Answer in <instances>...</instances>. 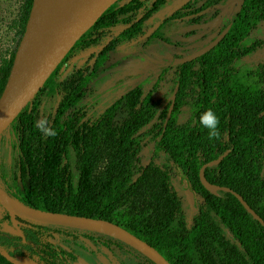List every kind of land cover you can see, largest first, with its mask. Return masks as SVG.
<instances>
[{
	"label": "trees",
	"instance_id": "obj_1",
	"mask_svg": "<svg viewBox=\"0 0 264 264\" xmlns=\"http://www.w3.org/2000/svg\"><path fill=\"white\" fill-rule=\"evenodd\" d=\"M33 2L23 0L17 47L0 62V98ZM262 23L264 0H245L232 19L227 37L182 68L183 95L165 131L163 125L155 124L140 134L152 119L142 113L133 115L132 132L115 130L108 127L109 109L100 123L87 126L81 122V86L75 87L47 118L57 131L55 137L39 131L36 122L40 118L27 107L10 127L18 144L22 184L8 186L0 180L1 188L16 201L39 210L112 221L116 204L138 191L146 175L139 154L144 141H149L154 155L163 156L164 170L157 176L152 174L156 178L148 182L143 203L158 214L149 225L120 226L147 242L171 264H206L204 259L212 264H264V226L233 194L220 191L213 195L200 180L202 167L227 153L219 165L205 170L207 180L238 193L264 220V65L253 70L237 66L244 57V44ZM62 67L44 88L54 91ZM182 108L187 109L189 119L179 124L176 117ZM208 109L219 119L218 139L210 140L208 130L199 123L201 113ZM70 111L73 118L67 121ZM73 143L80 144L84 151L81 177L75 186L71 185L68 155ZM93 155L95 162H88ZM175 164L188 175L200 198V209L193 219L188 206V214L184 213L183 190L181 198L171 187ZM92 170H98L95 177ZM139 175L143 177L135 180ZM77 231L81 230L13 219L5 211L0 220V264H50L64 255L50 241L53 235L71 236ZM110 245L108 242L105 247L112 250Z\"/></svg>",
	"mask_w": 264,
	"mask_h": 264
},
{
	"label": "rangeland",
	"instance_id": "obj_2",
	"mask_svg": "<svg viewBox=\"0 0 264 264\" xmlns=\"http://www.w3.org/2000/svg\"><path fill=\"white\" fill-rule=\"evenodd\" d=\"M205 1L195 0L193 5L195 7L198 5L197 9ZM221 1L215 0L211 7L209 5L204 6V10L208 8L213 13V16L211 18L209 17L210 13H204L201 19L205 23L201 26L198 25V21H195L193 17H189L188 10L181 11L178 14L173 24L176 32L185 36L197 33L195 40L197 43L191 46L190 51L196 50L199 46L211 40L219 31L221 25H216L215 20L225 12L233 0H227L226 3H222ZM242 1L235 0V6L240 5ZM22 3L23 0H0V62L4 57H8L10 52L17 47L19 40L18 19ZM235 11L236 8L226 12V19L229 20ZM109 19L110 16L103 21V27L109 30L107 40L115 34V30L109 26ZM212 20L215 24L207 25L208 21ZM172 31V28L169 30L161 29L152 38L147 40L146 43L132 47L126 50L127 52H117L113 57L107 59L102 58L98 60L97 46L89 48L80 45L78 49L73 51L68 62L63 65L60 75L55 82L54 91L43 88L28 106V111H33L40 119L48 118L57 110L75 87H83L84 84H87V86L82 91L80 88L81 92L79 93L80 97L88 105L92 98H95L94 96L97 97L99 93L102 96L106 95L105 90L122 76L134 71L142 72L145 68H153L154 65L152 62L146 60V57L159 58L160 60H164L166 64H169L168 60L170 57L175 56V53L173 49L160 43V39L169 40ZM90 37L92 38V35ZM87 41V38L84 39V42ZM142 50L145 52L144 55L139 54V51ZM243 51L244 57L238 62V67L244 70H253L260 65H264V23L251 32L250 39L248 43L244 44ZM173 72L174 70H170L167 74L162 75V80L157 84L156 89H154L153 99L156 101V104L153 109L155 112L150 115L152 119L142 128L140 134L147 132L153 125L164 122L165 115H159L158 112L173 90ZM104 76L107 77L103 78ZM157 77L154 76L152 82L156 83ZM89 109L90 107H87V112ZM108 114H110L108 117L109 121H107L108 127L116 130L123 123L126 124L127 122V124H131L130 106L125 101L122 103L120 109L113 113L108 111ZM188 119L189 113L187 109L182 108L176 117V122L184 124ZM83 153V148L78 143H73L68 147L72 186H75L80 180ZM139 158L146 175L144 177L143 175L135 177V180L141 176L143 177L138 185V191L128 194L126 198L116 204L114 212L111 215L112 221L105 219L104 221L118 226H131L136 223L149 225L153 221L152 219L157 216L158 211L151 205L143 203V197L147 194L146 187L148 186V182L152 178H156L159 170H164V159L162 155H154L153 144L149 141H144ZM95 159L96 155H93L88 162L94 163ZM154 172L156 176L152 175ZM97 173L98 170H92L91 172L93 177ZM0 180L8 186H21L22 184L18 144L11 128L0 136ZM171 187L173 192L182 198V188L177 175L173 176ZM183 205L184 213L188 214L186 198L183 200ZM4 215L5 210L0 205V220L4 218ZM176 226H178V223H176ZM71 233V236L53 235L50 241L54 246L61 249L64 255L50 262V264H154L149 262L137 249L114 236L102 233L93 234L91 231L86 230ZM108 242L111 244L112 250L105 247ZM202 261L206 264H212L209 259ZM21 264L28 263L22 262Z\"/></svg>",
	"mask_w": 264,
	"mask_h": 264
},
{
	"label": "flooded vegetation",
	"instance_id": "obj_3",
	"mask_svg": "<svg viewBox=\"0 0 264 264\" xmlns=\"http://www.w3.org/2000/svg\"><path fill=\"white\" fill-rule=\"evenodd\" d=\"M194 1L195 0H119L108 10L110 11L108 14V16H110L109 26L111 29L115 30V34H113L112 37L107 40L109 30L103 27L104 24L102 22L100 25L97 23L85 35V37L77 44L74 50L78 49L80 45L83 47L87 46L89 48L97 46V58L100 60L102 58L107 59L109 57H113L115 54H117V52H127L126 50H129L132 47L140 46L142 43H146L147 40L152 38L159 30H169L172 28L173 31L170 33L171 38L169 40L160 39V43L166 45L168 48L173 49L175 56L170 57L168 60L169 64H166L164 60H160L159 58L146 57V60L152 62L154 65L153 68H145V70L142 72L134 71L130 74L122 76L121 78L115 80L105 90L106 95L102 96V94L99 93L97 97L94 96L95 98H92L88 105L83 101V98H81V104L83 107L80 111L82 115V123L86 124L87 126H90L93 123H100V119L103 115H106L107 109H109L110 113H113L120 109L122 107V103L125 101V103L127 102L130 106L131 124H127V122L126 124L123 123L120 127H118V129L132 132L134 130V126L132 125L133 115L135 113H142L150 116L155 112L153 108L156 104V101L153 99V91L156 89L157 84L162 80V75L167 74L170 70H174L173 90L158 112L159 115H165L164 122L160 123L159 125H163V131L166 130L172 115L175 113V109L178 108V105L180 104L179 96L183 95L181 93L182 68L190 63H194L205 54L193 61L183 62L182 60L209 46L229 28V31L225 37L213 48L215 49L231 31L233 26L232 19L241 11L245 2V0H243L240 5L235 6V0H233L225 12L215 20L216 25H221L215 36L211 40L199 46V48L196 50L190 51L191 46L197 43L195 42L197 33H192V35L185 36L179 32H176V28L173 24L181 11L188 10L189 17H193L195 21H198L197 23L199 26L203 25L205 21H203L201 17L204 13H210L209 17L211 18L213 16V13L210 12L208 8L204 10V6H213V2L215 0H206L205 3L200 5V8L197 9L196 7H198V5L195 7L193 5L195 3ZM221 2L226 3L227 0H222ZM180 4L182 5L180 9L175 11L174 9ZM192 6H194V8H192ZM234 8H236V11L231 15L230 19L227 20L226 12ZM108 11L104 15H106ZM215 23L212 20L208 21L207 25ZM148 33H150V36L142 40V38ZM91 35L92 38L90 37ZM86 38L88 41L84 42V39ZM73 51L69 54L61 66L68 62ZM139 54L144 55L145 52L142 50L139 51ZM154 76H158L156 83L152 82V78ZM105 77L107 76H104L103 78ZM86 86L87 84H84L83 87L81 86V91ZM175 91L176 95L175 99L173 100L172 97ZM172 105H174V107L170 120L166 125V120ZM87 107H90L88 112ZM71 118H73V112L70 111L67 114V121H69Z\"/></svg>",
	"mask_w": 264,
	"mask_h": 264
},
{
	"label": "water",
	"instance_id": "obj_4",
	"mask_svg": "<svg viewBox=\"0 0 264 264\" xmlns=\"http://www.w3.org/2000/svg\"><path fill=\"white\" fill-rule=\"evenodd\" d=\"M45 1L46 0H34L33 2L24 36L15 55L10 77L0 98V136L9 130L18 116L32 103L39 92L45 87L48 80L61 67L77 44L119 0H83L76 8L70 11L69 17L65 21L44 40L39 42L38 46L31 54L25 56L23 44L29 37L33 21L41 11ZM181 6V4L178 5L174 10L177 11ZM228 31L229 28L209 46L182 61H193L206 54L225 37ZM149 36L150 33L146 34L142 40ZM175 95L176 91L173 94V100L175 99ZM173 107L174 105L170 108L166 125L170 120ZM226 155L227 153L216 160L208 162L202 167L200 171L202 185L213 195H218L220 191L233 194L254 219L264 226V220L247 204V202H245L242 196L230 188L212 184L207 180L205 170L219 165ZM174 171L188 203L192 216L191 219H193L199 212L200 198L197 192L192 188L191 181L185 171L176 164L174 165ZM0 205L13 219L19 217L39 224L57 225L68 228H72L71 225L74 224H98L110 231L107 235L114 236L131 245L154 264H171L147 242L111 222L84 216H71L58 212L43 211L29 207L11 198L1 186Z\"/></svg>",
	"mask_w": 264,
	"mask_h": 264
},
{
	"label": "bare ground",
	"instance_id": "obj_5",
	"mask_svg": "<svg viewBox=\"0 0 264 264\" xmlns=\"http://www.w3.org/2000/svg\"><path fill=\"white\" fill-rule=\"evenodd\" d=\"M83 0H46L41 11L34 19L30 28V35L23 44L24 55L31 54L39 42L51 34L63 21L69 17V13ZM72 228L108 234L110 231L98 224H74ZM112 238V237H111ZM116 239V238H115Z\"/></svg>",
	"mask_w": 264,
	"mask_h": 264
},
{
	"label": "clouds",
	"instance_id": "obj_6",
	"mask_svg": "<svg viewBox=\"0 0 264 264\" xmlns=\"http://www.w3.org/2000/svg\"><path fill=\"white\" fill-rule=\"evenodd\" d=\"M199 123L203 128L208 130V137L210 140L219 138V119L211 109L201 113L199 117ZM36 127L47 137H55L57 135L56 129L50 126L47 118L38 120L36 122Z\"/></svg>",
	"mask_w": 264,
	"mask_h": 264
}]
</instances>
